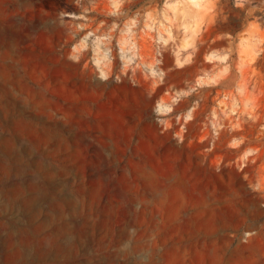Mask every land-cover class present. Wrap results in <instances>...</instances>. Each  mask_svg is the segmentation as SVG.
<instances>
[{"label":"rangeland","instance_id":"374dc122","mask_svg":"<svg viewBox=\"0 0 264 264\" xmlns=\"http://www.w3.org/2000/svg\"><path fill=\"white\" fill-rule=\"evenodd\" d=\"M0 264H264V0H0Z\"/></svg>","mask_w":264,"mask_h":264},{"label":"bare ground","instance_id":"6f19581e","mask_svg":"<svg viewBox=\"0 0 264 264\" xmlns=\"http://www.w3.org/2000/svg\"><path fill=\"white\" fill-rule=\"evenodd\" d=\"M65 257V256H64Z\"/></svg>","mask_w":264,"mask_h":264}]
</instances>
